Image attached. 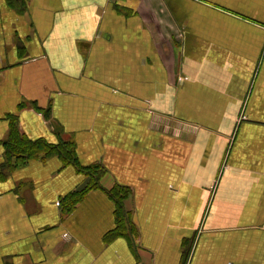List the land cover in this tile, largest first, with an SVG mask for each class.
Instances as JSON below:
<instances>
[{"label":"crops","instance_id":"crops-1","mask_svg":"<svg viewBox=\"0 0 264 264\" xmlns=\"http://www.w3.org/2000/svg\"><path fill=\"white\" fill-rule=\"evenodd\" d=\"M0 264H264V0H0Z\"/></svg>","mask_w":264,"mask_h":264},{"label":"trees","instance_id":"trees-1","mask_svg":"<svg viewBox=\"0 0 264 264\" xmlns=\"http://www.w3.org/2000/svg\"><path fill=\"white\" fill-rule=\"evenodd\" d=\"M40 145H42L41 143H39V147L37 146V145H30V148H32V150H33V152L34 153H40L39 152V149L41 150V147H40ZM67 145V144H66ZM63 150H61V153L64 155L63 156V159L66 161V160H68V161H70L71 159H72V150L71 149H67L66 148V146H63ZM45 156H48V155H51V154H49V152H42ZM67 161V162H68ZM94 176L93 177H91V181H90V183L88 184V187H87V189L83 192V193H81V194H79V195H77V196H74V197H71V198H69L68 200H66V202H67V204H68V206H67V208H66V210H72L73 209V207L77 204V203H79L80 201H81V199H82V197L87 193V191H89V190H91V189H94V188H96L97 187V180H98V178H99V176H100V174H101V171H99V170H96V168H95V172H94ZM123 200H124V196H121V197H115V208H116V217H117V223H118V225H121L125 220V214H124V212H123Z\"/></svg>","mask_w":264,"mask_h":264}]
</instances>
